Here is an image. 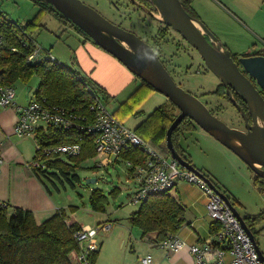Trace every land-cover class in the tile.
Segmentation results:
<instances>
[{"label": "crops", "instance_id": "crops-1", "mask_svg": "<svg viewBox=\"0 0 264 264\" xmlns=\"http://www.w3.org/2000/svg\"><path fill=\"white\" fill-rule=\"evenodd\" d=\"M188 5L193 16L201 21L230 53L240 56L264 47V0H188ZM56 21L64 30L69 28L75 32V41L69 42L68 45L71 63L87 73L91 80L101 87L108 100H116L118 96L126 95L117 102L112 111H108L124 125L133 117L135 120L130 122L131 128L126 126L127 128L141 134L149 141L158 145L163 144L162 121L157 117V110L169 105V100L156 90L147 87L118 59L76 28L60 19ZM37 28L46 29L43 22L40 27L32 31H38ZM26 32L35 39L31 31ZM55 37L61 40L59 36L55 35ZM48 49L52 52L50 47ZM26 97V102L15 100L16 104L25 105L31 96ZM153 97L156 98L157 105L150 108L149 112L142 110V106ZM16 119L15 107L0 106V151L3 158L0 166V202L7 203L8 214L14 213L15 208H20L30 211L35 220L41 222L61 211L68 223H75L80 227L93 226L104 220L111 221V231L98 237L99 249L93 264H104L107 260L113 264H140L139 259L146 253L152 255V264H194V256L187 246L198 242H211L215 239L214 235L217 231L214 233L212 228L216 225L208 215L205 197L198 187L183 180H178L169 191L184 208V223L174 235L183 239L186 246L175 252L157 245L161 239L157 237L156 231L143 233L140 228L129 222L128 217L138 210L139 205L131 204L130 209L121 216L122 222L119 221V217L112 218V214L94 212L91 208L83 216L71 210V206L68 211L67 206L61 204L47 190L39 174L26 167L35 154V139L33 136L14 135ZM200 130L196 127L191 131H184L178 138L179 148L194 167H196L195 162L182 142L195 135L207 136L201 135ZM215 144L217 151L228 160L229 167L237 170L240 180L248 179L252 185L256 183L254 173L243 161L229 153L222 144ZM122 162L126 164V159L121 158L115 163ZM201 163V168H196L233 203L236 196L230 192L229 183L216 178L212 171L205 169L204 164ZM127 168L126 173L133 180V189L130 191L132 194L136 189V181L133 170L128 166ZM248 215L252 216L247 213L241 214L243 218Z\"/></svg>", "mask_w": 264, "mask_h": 264}, {"label": "rangeland", "instance_id": "rangeland-1", "mask_svg": "<svg viewBox=\"0 0 264 264\" xmlns=\"http://www.w3.org/2000/svg\"><path fill=\"white\" fill-rule=\"evenodd\" d=\"M82 1L91 5L108 20L122 22L123 27L135 31L139 37L142 36L148 43L153 44L158 57L176 84L185 91L197 96L214 115L223 120L228 126L237 129L244 126H242L235 113L236 109L232 106V103L226 98L212 93L218 89L219 80L204 65L197 51L178 33L170 29L168 32L162 33L157 39L153 37L152 41L150 35L154 36L158 33L157 25L161 23L145 11V8L140 9L134 3L130 2L131 4H129L126 0H117V2L116 0ZM40 3L35 0H0V8L6 12L8 19L19 23H23L34 16H39L41 24L43 22L46 29L37 28L36 30H39L32 31L31 34L44 48L50 47L51 54L56 56L63 66L72 68L73 64L70 60L71 54L68 51V45L69 42L75 41V32L68 27L64 30L62 25L56 21L58 18L48 10L42 9L44 4L41 5ZM47 5L45 3L46 7ZM134 5L138 8H134ZM40 11H44L41 17L37 15ZM55 35L59 36L61 40H58ZM149 37L151 39H148ZM82 73L91 80L87 73ZM38 84L37 77H32L27 82H16L13 85L16 93L15 100L23 103L26 102V96L34 97ZM125 96L122 94L116 100L106 98L102 100V103L107 110L112 111L117 102ZM155 97L146 102L142 106V110L149 112V109L156 104ZM134 120L132 117L125 123V126L131 128L130 122ZM200 131L201 135L205 134L207 136L195 135L193 138L188 137L186 142H182V145H186L184 148L186 147L185 149L192 156L197 168H201L200 163L202 162L204 168L210 169L216 178L229 183L230 192L236 196V200L232 204L240 215L247 213L257 217L254 226L255 240L260 251L264 254V191H261L256 183L253 186L248 179L246 181L240 180L239 174L236 173L237 170L229 167L228 160L214 146L215 143L219 142L202 129ZM227 151L237 157L229 149ZM54 159L61 161V166L49 165L44 173H39V176L47 190L61 204L67 206L68 211H70L69 206H71V210L74 209L82 216L85 215L86 211L90 209L92 191L99 189L106 198L103 213L112 214V218L116 216L119 217V221H123L121 216L132 206L129 203V195L133 189V180L126 173L128 168L125 163L113 162L106 167H94L91 159L76 164L69 160L66 155H58L48 161ZM48 161L47 163H49ZM240 161L242 160L240 159ZM89 178L96 181L87 184L86 179ZM104 264L113 263L107 260Z\"/></svg>", "mask_w": 264, "mask_h": 264}, {"label": "trees", "instance_id": "trees-1", "mask_svg": "<svg viewBox=\"0 0 264 264\" xmlns=\"http://www.w3.org/2000/svg\"><path fill=\"white\" fill-rule=\"evenodd\" d=\"M139 1L151 6L147 0ZM181 1L184 8L193 16L189 9L188 0ZM40 4L42 5V3ZM43 4L44 7L42 9L48 10L61 21H65L83 33L66 17L53 10L49 5L46 7L45 3ZM43 12L40 11L37 15L41 17L44 14ZM3 13L5 14V12ZM41 25L39 16H34L23 23L10 20L8 17L6 21L0 19V35L4 38V44L0 48V85L13 86L18 81L27 82L32 77H37L39 80L37 91L34 97L29 100L43 97L50 104L63 107L77 106L78 108L81 107L82 111L85 112L93 101L89 91H92L100 101L106 99L101 87L87 78L76 65H73L72 68H67L63 65L57 66L43 61L36 63L26 62L30 47L28 45L21 46L19 39L28 35L26 31L32 32L33 29ZM162 33H165V30H159L158 28L157 34L160 36ZM24 38L26 39V37ZM10 45L17 47V49L15 51L10 50ZM231 55L235 59L238 57L232 53ZM143 83L150 89L155 90L146 82L143 81ZM212 93L229 100L225 95L224 87L220 83L218 89ZM176 108L169 101V105H164L157 110V117L162 121L163 144L158 145L137 133L162 156L169 154L166 146V130L177 115V112H179ZM196 127L192 120L184 118L172 132V144L183 158L185 156L181 148H179L178 138L184 131H191ZM36 137L37 142L42 145H52L74 141L76 134L71 130L48 127L39 130L36 133ZM93 155V136L85 134L82 135L79 153L67 155V158L77 164L93 157ZM122 158L133 163H143L145 161V155L139 149H132L124 153ZM48 162L46 161L47 167L49 165L61 166V161L57 159ZM47 167L33 172L37 174L40 172L44 173ZM254 176L259 189L264 191V180L255 174ZM105 202L106 198L102 191L94 189L90 197L91 210L103 213L105 211ZM8 210L9 206L7 203L0 202V264H71L69 254L78 248L73 234L80 226L75 223H68L61 211L41 222H37L30 211L15 208L14 213L8 214ZM128 220L132 225L140 228L143 233L156 231L157 237L162 240L173 236L182 226L184 223V208L178 199L168 191L154 194L147 198L139 205L137 211L130 214ZM244 220L255 237L254 226L257 217L248 215ZM212 229L215 233L218 230V226H213ZM96 253L91 255V264L94 263Z\"/></svg>", "mask_w": 264, "mask_h": 264}, {"label": "water", "instance_id": "water-1", "mask_svg": "<svg viewBox=\"0 0 264 264\" xmlns=\"http://www.w3.org/2000/svg\"><path fill=\"white\" fill-rule=\"evenodd\" d=\"M35 1L48 4L66 17L90 40L113 55L136 77L177 107L179 112L166 130L169 154L180 166L202 176L225 201L252 240L259 260L264 263V254L260 251L254 234L227 195L183 158L171 140L173 130L184 118H188L233 152L256 176L264 180V47L235 59L206 26L184 8L181 0H147L153 7L152 11L137 0H130L141 9L145 8V11L161 24L178 33L197 51L204 65L224 87L225 95L243 120L244 130L232 128L214 115L197 96L176 84L153 47L134 32L112 23L82 0ZM233 94L244 102L246 110L235 100ZM95 181L92 178L86 179L87 184Z\"/></svg>", "mask_w": 264, "mask_h": 264}, {"label": "built area", "instance_id": "built-area-1", "mask_svg": "<svg viewBox=\"0 0 264 264\" xmlns=\"http://www.w3.org/2000/svg\"><path fill=\"white\" fill-rule=\"evenodd\" d=\"M0 19L6 21L7 15L0 8ZM26 37V39L24 38ZM19 39L21 46H29L27 63L39 61L57 66L62 64L49 49L44 48L34 38L25 35ZM4 38L0 35V48ZM15 51L17 47L9 46ZM93 101L86 112L77 106L63 107L50 104L45 98L31 99L20 106L15 102L14 86L0 85V106H13L17 110V119L13 133L18 137L33 136L35 154L26 167L31 171L46 168V161L58 155H76L81 149L82 135L93 136L94 167H106L122 158L124 153L139 149L145 155L143 163L126 160V165L133 170L136 189L129 198V203L140 205L154 194L170 191L178 180L195 185L206 199V209L212 222L218 226L215 239L211 242H198L188 245L194 256V264H262L250 237L246 234L228 205L209 186L199 174L179 165L170 154L162 156L146 143L136 132L117 120L104 106L102 101L89 91ZM71 130L76 134L74 141L52 145L37 142L36 133L44 128ZM3 158L0 151V166ZM112 229V222L104 220L93 226H81L73 237L78 245L71 251V264H91V255L98 251V237L106 235ZM157 245L172 252L178 251L186 243L173 235L159 240ZM140 264H152V255L146 253L139 259Z\"/></svg>", "mask_w": 264, "mask_h": 264}, {"label": "flooded vegetation", "instance_id": "flooded-vegetation-1", "mask_svg": "<svg viewBox=\"0 0 264 264\" xmlns=\"http://www.w3.org/2000/svg\"><path fill=\"white\" fill-rule=\"evenodd\" d=\"M126 1H128L129 2V4H131L132 2L130 1V0H126ZM141 5H143V6H145L146 8H148V9H150V10H153V7H152V5L150 6V5H146L144 2H142V1H139V0H137ZM116 2H117V0H116ZM131 2V3H130ZM85 3V2H84ZM85 4H87V3H85ZM88 5V4H87ZM89 6H91V5H89ZM92 7V6H91ZM139 7V6H138ZM137 6H135L134 5V8H138ZM140 8V7H139ZM141 9V8H140ZM96 10V9H95ZM111 21V20H110ZM112 23H114V24H116V25H118V26H120V27H122V28H124V29H126L125 27H123L122 26V22H115V21H111ZM162 25L163 24H158L157 25V27L159 28V30H165L166 32H168L171 28H169V27H165L164 25H163V28H162ZM126 30H128V31H131V32H134L135 34H136V32L135 31H132V30H130V29H126ZM137 35V34H136ZM150 37H152V39L150 38ZM150 37L148 38V39H151L152 41H153V37L154 38H158L159 37V35L158 34H156V35H150ZM140 38H142L143 40H145V38H143L142 36L140 37ZM146 42H148L147 40H145ZM152 47H153V49H154V47L155 46H153V44H151V43H149ZM234 95V97L236 98V101L240 104V106L242 107V108H244L245 110H246V105L244 104V102L243 101H241V99L237 96V95H235V94H233ZM236 112V114H237V116H238V118H239V120L241 121V123H242V126L244 125V123H243V120H242V118H241V116H240V114L237 112V110H235ZM249 120H250V118H249ZM242 130H244V126L241 128Z\"/></svg>", "mask_w": 264, "mask_h": 264}]
</instances>
